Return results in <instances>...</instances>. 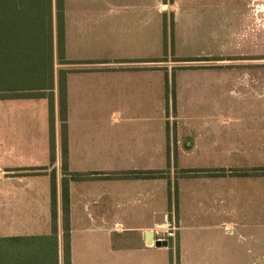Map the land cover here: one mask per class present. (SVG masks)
Wrapping results in <instances>:
<instances>
[{
  "label": "crops",
  "instance_id": "crops-1",
  "mask_svg": "<svg viewBox=\"0 0 264 264\" xmlns=\"http://www.w3.org/2000/svg\"><path fill=\"white\" fill-rule=\"evenodd\" d=\"M252 5L246 0L237 9L244 14L237 37L248 44L257 40ZM203 7L198 0H62L64 61L58 66L66 93L67 169L55 179L53 233L47 178L63 156L56 0H0V55L14 62L39 54L52 60L53 162L47 98L0 97V243L15 262L43 255L50 264H264V175H257L264 167V101L257 69H226L234 78L227 95L239 100L230 103L208 100L211 59L199 58L191 68L181 60L173 72L151 68V38L163 40L172 20L176 43L182 15L191 19ZM0 72L30 82L37 75L30 64ZM170 75L173 101L167 102ZM192 76L206 79L193 84L187 104L184 84ZM150 170L160 173L122 175ZM170 219L174 237L155 246L154 229ZM12 237L20 239L6 240Z\"/></svg>",
  "mask_w": 264,
  "mask_h": 264
},
{
  "label": "rangeland",
  "instance_id": "rangeland-1",
  "mask_svg": "<svg viewBox=\"0 0 264 264\" xmlns=\"http://www.w3.org/2000/svg\"><path fill=\"white\" fill-rule=\"evenodd\" d=\"M200 1L198 0V4H203L204 7L199 9V13H193L191 19H189L190 14L187 19H184L186 14L182 15V20L178 23L180 35L176 39V43L173 42L172 20L166 21V34L164 33L165 38L163 40L151 38L149 44L151 68L173 72L175 69L180 68L179 61L181 60L211 59L212 61L209 60L210 67H213L214 70L206 75L208 81L212 78L213 86L211 89L208 88V100L212 98L214 102L229 101L230 103L239 102V100L231 92L227 95V87L234 85V78L230 73L227 75L228 70L226 69L255 68L257 69V92H260L261 100L264 101V0H251V4H255L252 6L257 8V40L255 44L245 43L244 40L242 41L237 37L243 26L242 20L244 17V14L239 13L237 9L243 6L246 0H212L213 10H209L211 2ZM253 1L255 2L253 3ZM230 58H233V60ZM223 59L230 60L223 61ZM58 64L60 63L57 57L55 60V70L58 71L57 81L60 70ZM182 64L183 68H191L197 67L196 65L201 64V62L188 60ZM168 79L167 102L169 100L173 101L174 91L173 75H170ZM187 79L192 80L184 84L186 88L185 102L190 104L194 99L192 94L193 84L198 78L192 76ZM199 79L205 80L206 78L201 76ZM261 112L264 113L263 110ZM172 113L173 110L167 107L166 115L170 117ZM38 128H41V118H39ZM46 130L49 134V123ZM170 165L171 161L169 159L165 171H168ZM259 168H257V175H264V170L262 171L264 167ZM41 169L39 168V179H42L41 176L45 174V172H41ZM61 170V164L58 161V165L48 172L47 179L51 180L52 174L55 175V179H58Z\"/></svg>",
  "mask_w": 264,
  "mask_h": 264
},
{
  "label": "trees",
  "instance_id": "trees-1",
  "mask_svg": "<svg viewBox=\"0 0 264 264\" xmlns=\"http://www.w3.org/2000/svg\"><path fill=\"white\" fill-rule=\"evenodd\" d=\"M56 29H57V57L59 63L64 61V44H63V24H62V0H56ZM166 34V24L163 28ZM0 50H4V46L0 47ZM40 52V47L38 48ZM0 71L12 68L14 65L29 66L31 65L32 70L37 71L36 76L31 77V82L29 77H7L0 72V97H46L48 101V123H49V146H50V161H54V113H53V78L51 74L52 60L50 55L48 59L45 60L44 56L38 55L37 59L32 62H14L13 60L4 59L3 55H0ZM188 60H198V59H188ZM58 113L60 120V134L62 143V170L67 169V162L65 157L66 148V118H67V108H66V93H65V83L63 80V70H59L58 75ZM168 164V161H167ZM41 169V168H40ZM260 169V168H259ZM258 170V169H257ZM264 168L262 169V171ZM159 171L150 170L144 172H124L122 175L124 177H154ZM74 177H81L80 174H74ZM51 222L52 231L55 233V221H56V194H55V175H51ZM61 203H62V213L63 222L65 230L68 229V187L66 179H61ZM20 237H12L6 240L16 241ZM4 241V239H3ZM5 246L0 243V264H50L45 260L43 255H34L22 258L19 262H15L14 258L6 254Z\"/></svg>",
  "mask_w": 264,
  "mask_h": 264
},
{
  "label": "built area",
  "instance_id": "built-area-1",
  "mask_svg": "<svg viewBox=\"0 0 264 264\" xmlns=\"http://www.w3.org/2000/svg\"><path fill=\"white\" fill-rule=\"evenodd\" d=\"M176 223L173 219L167 220L164 225H159L154 229V241L168 240L174 237Z\"/></svg>",
  "mask_w": 264,
  "mask_h": 264
},
{
  "label": "water",
  "instance_id": "water-1",
  "mask_svg": "<svg viewBox=\"0 0 264 264\" xmlns=\"http://www.w3.org/2000/svg\"><path fill=\"white\" fill-rule=\"evenodd\" d=\"M148 233L150 234V231ZM153 244L155 246H167V241L166 240H162V241L157 240V241H154Z\"/></svg>",
  "mask_w": 264,
  "mask_h": 264
}]
</instances>
